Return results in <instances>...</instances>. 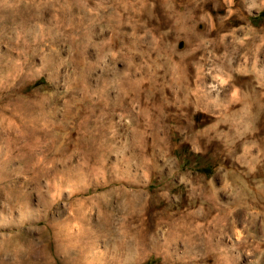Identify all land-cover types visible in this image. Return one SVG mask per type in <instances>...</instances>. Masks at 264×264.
<instances>
[{
	"label": "rangeland",
	"instance_id": "obj_1",
	"mask_svg": "<svg viewBox=\"0 0 264 264\" xmlns=\"http://www.w3.org/2000/svg\"><path fill=\"white\" fill-rule=\"evenodd\" d=\"M29 2L30 34L0 38L30 103L13 135L0 111V264H264V198L251 225L237 204L264 190V116L240 109L264 103V0L0 5Z\"/></svg>",
	"mask_w": 264,
	"mask_h": 264
},
{
	"label": "bare ground",
	"instance_id": "obj_2",
	"mask_svg": "<svg viewBox=\"0 0 264 264\" xmlns=\"http://www.w3.org/2000/svg\"><path fill=\"white\" fill-rule=\"evenodd\" d=\"M208 6V5H207ZM211 9V8H209ZM218 9V8H217ZM211 12V11H210ZM217 12V11H216ZM21 20V22H19ZM212 22V21H211ZM12 25H18L21 27L22 31L30 34V2L29 3H24L23 5H8V4H3L0 5V38L2 39V36L4 33H8L11 36L14 35V33L12 32ZM216 31V30H215ZM260 33V32H259ZM11 36H8V42L9 44H11V48H15L16 46V42H11L12 40L14 41V37L12 38ZM256 35H253L252 37H250L248 39V42H250L253 44V42L256 40ZM247 42V43H248ZM78 47V46H77ZM10 49V47H8ZM14 50V49H13ZM8 54V53H6ZM11 55V54H10ZM12 56V55H11ZM10 57V56H9ZM195 66V65H194ZM252 74H249L251 76V78L253 79L254 82H259V76L258 74H256L255 72H251ZM229 74V73H228ZM217 74H215L216 76ZM241 75V74H240ZM239 75V76H240ZM222 76V75H221ZM243 76V75H242ZM0 77L2 80L1 85L3 86L5 84L4 87L0 88V92L1 90L5 93L4 97L9 98V97H13V96H17L16 98L21 99L20 102H16L14 103H7L5 104L6 107H0V111L1 114H6L9 113L12 118L15 120H12L14 122H12V124H10L8 130H6L7 132H9L11 135H13V133L17 130L18 127L23 126L26 130L30 129L28 128V124L30 123V103L27 100L28 97L21 91H16V83L18 81L17 78L21 77V74L19 73L18 69L16 68V66H6L4 68L0 69ZM227 77V76H226ZM196 78V77H195ZM224 78V76L222 77V79ZM230 78V77H229ZM238 78V77H237ZM194 80V79H193ZM238 80V79H237ZM240 80V79H239ZM226 81V79H225ZM130 82V81H129ZM196 82V81H195ZM14 83V84H13ZM131 83V82H130ZM14 86H13V85ZM196 84V83H195ZM250 85V83H249ZM200 87V86H199ZM196 88V86H195ZM257 88V87H256ZM236 89V88H235ZM155 90V89H154ZM167 90V89H166ZM168 91V90H167ZM166 91V92H167ZM234 91V90H233ZM168 94V93H167ZM194 94V92H193ZM235 94V93H234ZM104 96V97H103ZM103 96H101V100L102 102L105 99V94H103ZM103 97V98H102ZM236 97V96H235ZM87 98V97H86ZM233 95H232V99H233ZM131 99V98H130ZM230 97V100H232ZM100 100V99H99ZM125 100V99H124ZM123 100V101H124ZM147 102V101H146ZM147 104V103H146ZM152 104V103H151ZM107 105V104H106ZM218 106V105H217ZM242 110L246 111V113L248 114V118L250 119V122H254L256 120V118L259 116L260 118L262 116H264V103H262V101H260L259 99H252L249 95L244 94V97L242 99V102L240 104ZM206 109V108H205ZM171 111V110H170ZM184 112V111H183ZM209 115V114H208ZM4 116V115H3ZM209 117V116H208ZM2 118V117H1ZM11 118V117H10ZM11 118V119H12ZM21 118V119H19ZM214 118V117H213ZM2 120V119H1ZM20 120V121H19ZM261 120V119H260ZM179 121V120H178ZM200 121V120H199ZM264 121V120H262ZM195 122V121H194ZM198 122V121H197ZM259 122V121H258ZM2 123V122H1ZM9 124V123H8ZM183 124V122H182ZM193 124V123H192ZM7 125V124H6ZM188 126V124H187ZM223 126V125H222ZM259 126V125H258ZM5 127V126H4ZM193 127V126H192ZM200 128V127H199ZM225 129V128H224ZM3 127L1 132H3ZM10 130V131H9ZM174 133V132H173ZM262 133V132H261ZM212 134V133H211ZM257 134V133H256ZM173 136V135H172ZM257 136V135H256ZM14 138V137H13ZM13 138L10 137V139L7 141L6 144L7 148H10V146H13L15 144V141H13ZM243 139V138H242ZM15 140V139H14ZM241 141V140H240ZM3 142V141H2ZM4 145V144H3ZM188 145V144H187ZM216 145V144H215ZM238 145V144H237ZM150 148V147H149ZM13 151V149H12ZM237 153V152H236ZM263 161V160H262ZM13 158H7L6 161V166L7 165H11L13 163ZM249 163V161H248ZM241 164V163H240ZM247 164V163H246ZM264 164V163H263ZM8 167V166H7ZM264 167V166H263ZM249 170V169H248ZM62 175V174H61ZM251 177V176H250ZM257 177V176H256ZM76 185V184H74ZM20 195L22 193L18 192ZM2 194V193H1ZM20 195H18L16 193L15 190L8 188V192H7V202H8V206L9 208L12 210L14 209V206H16V204L19 202V199H21ZM263 196L264 198V190H257L254 191L253 189H247L246 187L242 186L239 192V196L237 199V204H239L244 210L245 213H247V215L245 216V221L246 224H253L255 222V214L258 213V206L257 204L254 202L255 198L258 196ZM28 197V196H27ZM198 198V197H197ZM29 200V198H28ZM27 204V202H25ZM20 204V203H19ZM28 206V204H27ZM21 210V209H20ZM191 210V209H190ZM82 211V210H81ZM189 211V210H188ZM260 213V211H259ZM214 216V215H213ZM210 217V216H209ZM212 218V217H211ZM165 219H168V216H165ZM198 222V221H197ZM201 223V222H200ZM172 229H174V225L171 224ZM188 225V224H187ZM248 226H244L242 232H244L245 234H243V236H240L239 240L237 241V244L239 246H243L245 243V238L250 237L253 238L254 234L253 231L250 232L248 231ZM185 228H180V229H174V231H172L173 235H171L170 237L168 236L167 242H170L172 240H176V238L178 237L177 240L182 239L184 241V243L187 245V247H189L192 243V239L194 238V236H190V237H184L183 234L185 235ZM148 230V229H147ZM91 237V236H90ZM89 237V238H90ZM91 239V238H90ZM90 242V241H88ZM90 246V245H89ZM115 247H117L118 250H128V249H132V245L130 243H128L126 240L121 239L118 240L116 242ZM157 247V246H154ZM54 251V250H53ZM54 255V254H53Z\"/></svg>",
	"mask_w": 264,
	"mask_h": 264
}]
</instances>
